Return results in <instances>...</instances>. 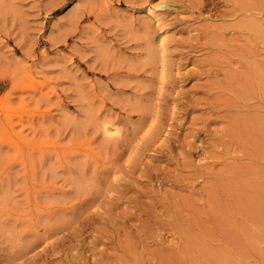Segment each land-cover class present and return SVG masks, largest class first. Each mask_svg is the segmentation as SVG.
Returning <instances> with one entry per match:
<instances>
[{"label": "rangeland", "instance_id": "374dc122", "mask_svg": "<svg viewBox=\"0 0 264 264\" xmlns=\"http://www.w3.org/2000/svg\"><path fill=\"white\" fill-rule=\"evenodd\" d=\"M162 1L0 0V264H264V0Z\"/></svg>", "mask_w": 264, "mask_h": 264}, {"label": "bare ground", "instance_id": "6f19581e", "mask_svg": "<svg viewBox=\"0 0 264 264\" xmlns=\"http://www.w3.org/2000/svg\"><path fill=\"white\" fill-rule=\"evenodd\" d=\"M166 1V0H165ZM164 0L162 1V3H160L159 5H163V6H166L167 8L170 6L169 5V3H166ZM172 3V2H171ZM243 3V2H242ZM198 5V4H197ZM202 5V4H201ZM155 6H157V5H155ZM247 6H248V4H247ZM253 6V5H252ZM244 7V6H243ZM249 7V6H248ZM155 8V7H154ZM244 9V8H243ZM149 13H150V15H152V16H154L155 18H156V20L158 21V25H161V26H164L165 25V20H164V16H163V12H161V11H159L158 9H151L150 8V10H149ZM251 27V26H250ZM148 28H149V25L148 24H145V31L148 33L149 31H148ZM160 45H161V53H162V60H161V62H162V79L164 80L165 78H166V65H167V63H166V55H165V52H166V42L164 41V40H162L161 41V43H160ZM162 80V81H163ZM108 133L111 131L110 129H107L106 130ZM28 247H29V245H27ZM45 248H47V247H45ZM42 250V249H41ZM41 250H40V252L38 251L37 253H35L36 255H34V256H32V257H30L29 259H28V262L26 263V264H31L34 260H36V258H37V256H39V255H42V252H41ZM43 250H45V249H43ZM21 251H22V249H21ZM29 251H30V249H29ZM14 253H16V252H14ZM21 253H24L23 251L21 252ZM17 254H18V252H17ZM16 254V256H11L12 254H10V256L11 257H9V258H17V255ZM44 254V253H43ZM20 257V256H19ZM7 258V257H6ZM46 261V260H45ZM36 262V261H35ZM21 264V263H20Z\"/></svg>", "mask_w": 264, "mask_h": 264}, {"label": "snow or ice", "instance_id": "6c2138e0", "mask_svg": "<svg viewBox=\"0 0 264 264\" xmlns=\"http://www.w3.org/2000/svg\"><path fill=\"white\" fill-rule=\"evenodd\" d=\"M158 7H162L163 5H157Z\"/></svg>", "mask_w": 264, "mask_h": 264}]
</instances>
